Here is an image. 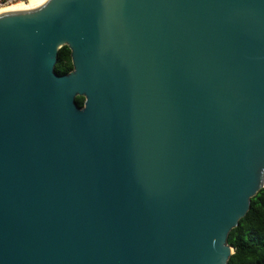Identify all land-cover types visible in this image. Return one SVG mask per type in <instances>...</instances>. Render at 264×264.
<instances>
[{"label": "water", "instance_id": "water-1", "mask_svg": "<svg viewBox=\"0 0 264 264\" xmlns=\"http://www.w3.org/2000/svg\"><path fill=\"white\" fill-rule=\"evenodd\" d=\"M263 188L264 0L0 12V264H228Z\"/></svg>", "mask_w": 264, "mask_h": 264}, {"label": "trees", "instance_id": "trees-1", "mask_svg": "<svg viewBox=\"0 0 264 264\" xmlns=\"http://www.w3.org/2000/svg\"><path fill=\"white\" fill-rule=\"evenodd\" d=\"M72 70L71 50L65 46L59 51L55 72L64 76ZM84 101L83 97L76 98L80 107ZM227 243L234 249L228 264H264V188L251 199L250 210L230 232Z\"/></svg>", "mask_w": 264, "mask_h": 264}, {"label": "bare ground", "instance_id": "bare-ground-1", "mask_svg": "<svg viewBox=\"0 0 264 264\" xmlns=\"http://www.w3.org/2000/svg\"><path fill=\"white\" fill-rule=\"evenodd\" d=\"M42 1L43 0H28L27 3H17L14 5L2 8V9H0V12L30 8V7L38 5Z\"/></svg>", "mask_w": 264, "mask_h": 264}, {"label": "built area", "instance_id": "built-area-1", "mask_svg": "<svg viewBox=\"0 0 264 264\" xmlns=\"http://www.w3.org/2000/svg\"><path fill=\"white\" fill-rule=\"evenodd\" d=\"M28 0H0V9L17 4L26 3Z\"/></svg>", "mask_w": 264, "mask_h": 264}, {"label": "rangeland", "instance_id": "rangeland-1", "mask_svg": "<svg viewBox=\"0 0 264 264\" xmlns=\"http://www.w3.org/2000/svg\"><path fill=\"white\" fill-rule=\"evenodd\" d=\"M27 2H28V1H27ZM27 2H26V3H27Z\"/></svg>", "mask_w": 264, "mask_h": 264}]
</instances>
